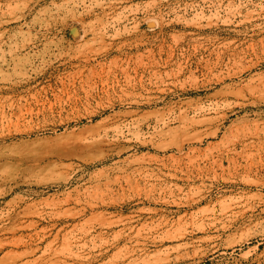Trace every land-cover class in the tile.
<instances>
[{
  "label": "rangeland",
  "instance_id": "1",
  "mask_svg": "<svg viewBox=\"0 0 264 264\" xmlns=\"http://www.w3.org/2000/svg\"><path fill=\"white\" fill-rule=\"evenodd\" d=\"M47 246L264 264V0H0V264Z\"/></svg>",
  "mask_w": 264,
  "mask_h": 264
},
{
  "label": "bare ground",
  "instance_id": "2",
  "mask_svg": "<svg viewBox=\"0 0 264 264\" xmlns=\"http://www.w3.org/2000/svg\"><path fill=\"white\" fill-rule=\"evenodd\" d=\"M44 252H45L46 255L43 253L42 255L37 256L35 259H33L34 261L37 262V264H48V263H55L56 264L57 262H59V259H58L57 255H56L57 252L52 247L47 246L46 249L44 250ZM34 253H35L34 249H27L26 248V249L22 250L21 252H19L18 255H16V257L14 258V260H11L9 262V264H17V260L18 259H22L23 260L25 258H29ZM27 262L28 261H25L24 263H21V264H26Z\"/></svg>",
  "mask_w": 264,
  "mask_h": 264
}]
</instances>
